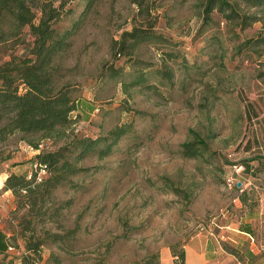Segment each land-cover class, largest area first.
<instances>
[{
    "label": "rangeland",
    "instance_id": "rangeland-1",
    "mask_svg": "<svg viewBox=\"0 0 264 264\" xmlns=\"http://www.w3.org/2000/svg\"><path fill=\"white\" fill-rule=\"evenodd\" d=\"M198 3L143 0L140 7L132 0H96L81 19L59 63L71 70L64 80L90 114L75 113L60 138L36 144L44 153L75 137L107 136L123 125L130 132L107 158L82 160L78 166L86 170L60 185L34 216L23 218L26 209L11 213L16 235L7 261L28 254L25 235L42 244L36 264H142L155 254L165 264L164 252L179 253L191 240L210 237L200 228L213 220L219 228L215 238L230 224L252 238L231 231L219 241L222 252L214 264H228L227 255L239 261L264 257V170L242 176L256 191L247 186L240 193L225 183L231 165L264 158V140L245 149L254 136L246 106L264 99V24L242 29L212 13V24L202 29ZM63 9L54 25L58 33L71 29L85 8L82 0H73ZM237 12L261 15L242 3ZM150 25V41L132 51L119 49L123 32ZM0 28L3 60L26 54L29 28H17L2 14ZM137 77L145 83L134 86ZM192 134L206 142L199 159L180 155ZM21 137L1 144L2 155L20 146L34 153ZM52 234L62 238L53 241Z\"/></svg>",
    "mask_w": 264,
    "mask_h": 264
},
{
    "label": "trees",
    "instance_id": "trees-1",
    "mask_svg": "<svg viewBox=\"0 0 264 264\" xmlns=\"http://www.w3.org/2000/svg\"><path fill=\"white\" fill-rule=\"evenodd\" d=\"M70 1L73 0H0V16L2 14L10 18L17 28L28 27L32 40L24 50L26 54H10L8 60H3L0 55V145L8 138L21 134V140L34 148L40 139L60 138L66 128L73 123L72 115L76 111L77 100L73 96V85L64 80L65 75L71 70L61 68L59 62L71 47L73 32L96 0H82L85 9L74 26L58 33L54 25L59 20L65 3ZM198 2L202 29L212 24V13L242 29L259 21L264 24V0H198ZM132 3L141 7L143 0H132ZM239 3L252 9L258 8L261 15L246 16L238 13ZM152 27L151 25L146 29L135 27L130 32H123L121 41L116 44L120 50L132 51L139 43L151 40ZM4 35V30L0 28V44L4 41ZM127 41L130 44H127ZM164 78L169 80L168 73ZM143 83H145L143 77H137L133 85ZM129 127L125 125L117 127L107 136L94 139L75 137L64 142V145L55 151L35 155L30 164L29 176L11 174L5 180L4 188L13 193L16 201L14 212L26 209L23 218L34 216L47 204L52 193L60 185L70 183L72 176L86 170L78 166L82 160L91 156L107 158L124 135L130 132ZM192 135V141H185L180 146V155L183 158L199 159L202 155L201 149H206V142L199 136ZM7 156L0 152V160ZM35 164L37 169L34 170ZM261 166L259 170H264V164ZM40 169H43L47 176L38 179L37 173ZM54 212L57 213L58 209ZM19 225L22 227L23 222ZM24 230H27V227ZM69 232L74 233L73 230ZM23 237L28 254L8 261L5 255L0 264H36L35 260L39 256V247L42 244L39 242L33 244L25 235ZM51 238L57 241L62 237L52 234ZM171 253L176 259L175 264L185 263L183 250L179 253L172 250ZM144 260L142 264H160L156 254Z\"/></svg>",
    "mask_w": 264,
    "mask_h": 264
},
{
    "label": "crops",
    "instance_id": "crops-1",
    "mask_svg": "<svg viewBox=\"0 0 264 264\" xmlns=\"http://www.w3.org/2000/svg\"><path fill=\"white\" fill-rule=\"evenodd\" d=\"M79 103V105H78ZM86 103L77 100L76 104V111L73 112V115L79 114L84 116L85 114H90L89 111L92 112V107L87 106L85 107L88 109L87 113L83 108ZM79 106L81 107L79 109ZM247 113L246 119L249 123H252L254 128V136L252 140L247 143L245 149L250 151L253 150L254 145H259L264 140L263 133H264V99L257 103H248L247 106ZM72 115V118H73ZM91 116V115H90ZM25 145V144H24ZM250 148V150H249ZM8 155L4 160H0V257L7 255L8 249L7 247L10 246L11 238H13L15 234V226H13L12 219L10 218L11 213L15 210V198L13 193L10 190L4 188L5 180L11 175L14 174L16 176L30 175V164L34 160L36 153H31L25 146H20L19 151L15 153H7ZM264 156V153L261 154ZM264 164L260 160L259 162H248L245 165L246 172L245 175H249V173H254L256 170L260 169ZM245 203V202H243ZM224 232L217 234L218 236L215 237H207L205 240H191V242L186 244L184 249V255L186 259V264H214L218 262V253L222 252V247L219 241L223 240L224 238L230 235L231 231H237L241 235L248 236L249 234L245 232H240L239 230H235L232 228V225L223 227ZM245 230H248V227L245 226ZM218 233V232H216ZM200 237V236H197ZM229 241L234 242L232 239ZM219 251V252H218ZM195 256L193 260L188 259V255ZM228 257V264H264V257L260 258L259 260H255L254 258H246L245 261H239L237 258H234L233 255H227ZM165 260V264H175L176 259L174 258L173 254L169 251L164 252L161 257V260ZM164 262V261H163ZM163 264V263H162Z\"/></svg>",
    "mask_w": 264,
    "mask_h": 264
},
{
    "label": "built area",
    "instance_id": "built-area-1",
    "mask_svg": "<svg viewBox=\"0 0 264 264\" xmlns=\"http://www.w3.org/2000/svg\"><path fill=\"white\" fill-rule=\"evenodd\" d=\"M260 63H262V65H264V56L261 57L260 59ZM41 149L42 146L38 145L37 147H34V154H40L41 153ZM33 169H37L36 164L33 166ZM244 172H245V168L241 165V164H233L231 165V173L229 174V177L225 180V183L227 185L228 188H236L239 190L240 193L244 192L245 187L249 186L250 188H252L253 190H257V187L252 184L251 182H249V180L247 179H243L244 177ZM37 177L39 178V175L41 174H46L44 172L43 169H40L37 173ZM243 176V177H242ZM241 184V186L238 188L237 185ZM201 231L205 232L208 236L210 237H214L215 236V231L218 228V224L216 222V220H213L209 223V225L207 227H201L200 228ZM249 240L252 241V238L250 235H248ZM8 252H13L14 249L11 246L7 247Z\"/></svg>",
    "mask_w": 264,
    "mask_h": 264
},
{
    "label": "water",
    "instance_id": "water-1",
    "mask_svg": "<svg viewBox=\"0 0 264 264\" xmlns=\"http://www.w3.org/2000/svg\"><path fill=\"white\" fill-rule=\"evenodd\" d=\"M241 186V184H238L237 187L239 188Z\"/></svg>",
    "mask_w": 264,
    "mask_h": 264
}]
</instances>
